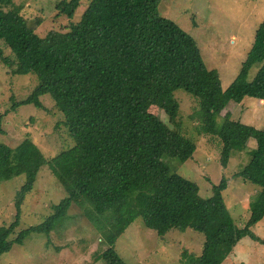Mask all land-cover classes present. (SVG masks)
<instances>
[{
  "label": "trees",
  "instance_id": "16d2710c",
  "mask_svg": "<svg viewBox=\"0 0 264 264\" xmlns=\"http://www.w3.org/2000/svg\"><path fill=\"white\" fill-rule=\"evenodd\" d=\"M11 3L0 0V44L9 50L0 48L1 63L11 75L33 74L38 83L31 93L10 98L0 114V135L9 114L26 104L43 110L42 96L49 94L74 144L47 159L33 142L16 148L0 142V183L25 176L16 195V221L0 226V256L32 234L53 231L72 206L101 233L105 247L98 259L106 264H127L114 245L137 219L160 237L173 229L203 234L200 255L183 252L186 264H223L245 237L264 245V238L251 231L264 218V128L234 121L229 112L221 126L217 123L229 103L246 98L264 102V21L238 76L224 90L195 38L160 15V0H89L78 22L45 37L21 9H2ZM79 3L61 0L57 8L72 19ZM254 67L258 71L250 79ZM177 90L194 98L190 120L199 123L200 132L221 142L223 167L234 151L248 152L250 159L236 176L260 192L243 228L224 201L226 177L213 185L210 198H203L196 182L171 173L163 161L186 163L197 150L181 130ZM251 139L256 147L248 151ZM46 166L66 198L52 207L44 223L12 239L26 196Z\"/></svg>",
  "mask_w": 264,
  "mask_h": 264
},
{
  "label": "rangeland",
  "instance_id": "374dc122",
  "mask_svg": "<svg viewBox=\"0 0 264 264\" xmlns=\"http://www.w3.org/2000/svg\"><path fill=\"white\" fill-rule=\"evenodd\" d=\"M3 6L4 11L22 10L24 18L37 26V33L45 37L51 30L66 31L70 23L79 21L89 0H80L72 19L59 13L57 4L61 0H11ZM160 15L175 22L198 43L208 69H217L223 89L226 90L238 76L251 50L258 27L264 21V0H160ZM5 53H9L3 44ZM254 67L250 79L256 75ZM38 79L33 74L11 75L0 59V114L15 95L23 97L36 87ZM181 127L186 137L196 142L197 150L186 163L175 158H163L171 173L192 180L200 186V195L210 198L212 187L223 177L228 180L223 191L224 201L235 224L243 228L250 210L260 192L259 186L236 176L249 161L248 152L234 151L227 167L221 165V142L200 132L199 123L190 120L196 102L191 94L177 90ZM44 109L34 104L21 105L4 121V134L0 142L11 148L33 142L47 159L73 146V140L62 125L63 116L55 108L54 100L42 96ZM156 115L158 111L152 110ZM232 120L264 128V102L246 98L241 104L229 103V107L217 118L219 126L226 113ZM167 124L171 126L166 120ZM253 139L248 142V151L255 148ZM49 167H44L34 189L26 196L21 207V217L16 234L44 223L52 214V207L66 198V192ZM25 176L0 183V226H10L16 221V195L24 185ZM80 208L72 206L61 223L46 234H32L23 244L12 246L0 256V264H106L98 259L105 247L101 233L92 222L84 219ZM259 238H264V218L251 227ZM205 236L194 230H171L160 237L154 230L143 226L137 219L115 241V250L127 264H186L183 252L200 255ZM264 264V245L242 238L233 253L223 264Z\"/></svg>",
  "mask_w": 264,
  "mask_h": 264
},
{
  "label": "crops",
  "instance_id": "0c3cea01",
  "mask_svg": "<svg viewBox=\"0 0 264 264\" xmlns=\"http://www.w3.org/2000/svg\"><path fill=\"white\" fill-rule=\"evenodd\" d=\"M263 102V101H262Z\"/></svg>",
  "mask_w": 264,
  "mask_h": 264
}]
</instances>
